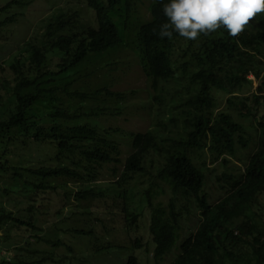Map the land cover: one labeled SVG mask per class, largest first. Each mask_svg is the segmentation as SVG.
I'll use <instances>...</instances> for the list:
<instances>
[{"label": "trees", "instance_id": "trees-1", "mask_svg": "<svg viewBox=\"0 0 264 264\" xmlns=\"http://www.w3.org/2000/svg\"><path fill=\"white\" fill-rule=\"evenodd\" d=\"M84 2L94 14V25L82 21L76 10L60 12L45 27L47 41L31 45L27 61L17 59L10 65L15 100L7 117L0 119V147L18 142L36 148L50 145L52 153L47 162L41 159L29 166L8 164L4 158L7 164L0 161V170L21 176L22 169L33 179L34 191L53 189L60 179L79 182L71 192L77 201L111 196V223L121 224L130 243L95 244L94 252L122 253L125 260L120 264H140L133 254L136 249L151 250L154 264L166 256L172 257L170 264H264V13L255 16L259 26L249 22L236 37L220 28L185 40L175 33L172 38L158 36L159 25L166 21L162 12L166 0H152L145 20L139 13L142 0ZM26 4L6 0L0 17ZM15 17L0 19V28ZM124 47L137 54L157 107L151 128L130 132L122 140L115 130L101 128L96 117L107 109L100 101L122 102L125 92L107 85L88 90L73 84L93 74L81 73L84 63ZM52 54L58 56L53 70L47 68ZM171 84L183 90L175 99L166 96ZM217 93L226 96L228 108L218 109ZM41 103L45 109L36 108ZM166 108L179 109L167 116L168 123L161 115ZM254 135V149L242 171L224 166L214 178L222 194L212 198L205 189L212 177L209 163L226 165L227 155L236 157L237 148H247ZM125 142L129 152L122 158ZM109 165L115 179L104 190L95 182ZM136 188L141 205L134 203ZM33 209L30 203L25 214H16L0 207V231L14 228L24 240L8 257L0 248V264L68 259L55 260L50 253L30 248L34 240L64 245L58 238L44 237ZM195 216V228L182 236L184 223ZM69 231L94 236L90 229ZM10 237L8 231L0 234V244H9Z\"/></svg>", "mask_w": 264, "mask_h": 264}, {"label": "rangeland", "instance_id": "rangeland-1", "mask_svg": "<svg viewBox=\"0 0 264 264\" xmlns=\"http://www.w3.org/2000/svg\"><path fill=\"white\" fill-rule=\"evenodd\" d=\"M151 1L142 0L139 3V13L142 20L149 18L148 6ZM5 2L6 0H0V7ZM24 2L27 4L22 7H13L7 13H2L0 17V19H4L5 16L16 14L13 22H9L0 28L1 120L7 117L8 112L14 106L15 100L13 95L15 73L10 65L15 63L17 59L27 61V57L30 55V46H40L47 41L44 36L45 27L52 21L53 17L60 12L67 11L71 13L76 10L79 16L82 17V21L92 25L95 23L94 14L87 8L84 0H24ZM249 22L259 26L256 17L250 19ZM97 60L94 59L83 64L81 73L93 71V74L88 77H81L79 81L73 84V87H83L89 90L107 85L111 90L125 92L126 94V98L122 102L112 100L99 102L100 106L104 105L107 109L104 114L96 117L98 125L103 129L111 128L115 130V135L122 140H125L124 138L130 132H144L151 128L154 125V113L157 105L153 101L154 92L150 86V80L142 71L134 50L130 47H124L114 53L97 57ZM57 61L58 56L52 54L47 68L55 69ZM169 90L168 95H166L168 99L169 97L174 99L178 97V91L179 93L183 92L181 87L175 84H171ZM57 95L62 96L63 100H67L63 94L58 92ZM225 99V95L217 93L218 109L228 108ZM41 106L44 108L43 103L37 105L36 108L39 107L42 110ZM41 110L36 109L38 112H41ZM178 110L169 108L163 110L161 115H163L164 121L168 123L167 116L174 115ZM167 127L172 130L175 129L170 124ZM160 130L165 131L162 126ZM254 137L255 135L247 148H237L236 157L231 158L227 155L229 162L226 165L221 161L215 164L209 163V165H212V177L207 181L205 189L212 198H218L222 194L218 184L214 183L216 174L223 171L224 166H229L230 171L237 167L242 171L249 153L254 149ZM128 152L129 145L125 142L122 144L121 157L124 158ZM51 153L52 148L50 145H41L36 148L34 145L28 147L26 144L18 142L17 144L1 145L0 161L5 165L8 163L17 166L19 163H23L29 166L42 162L41 159L45 160L43 162H47L48 155ZM4 158L7 159V163ZM110 166H106L99 173V177L95 182L97 187L104 190L109 186V182L115 179L112 176ZM118 169H120V166H118ZM19 172L22 174L21 176L13 175L12 170H0V207L12 210L16 214H25L28 205L30 203L34 204V220L38 226L43 228L44 237L51 240L58 238L64 242V245L52 247L45 242L34 240L31 241L30 248L50 253L55 260H59L63 256L68 257L63 262L54 261L45 264H120L125 260V255L112 250L94 252L95 244L114 242L129 245L130 243V238L122 231L121 224L111 223L112 215L108 213L113 204L111 196L108 195L104 199L77 201L72 197L71 192L78 188L79 182L60 179L54 181L56 187L53 189L44 192L41 190L34 191L30 186V181L33 179L27 176L22 169ZM133 192L134 203L141 205L142 198L137 194L139 189L136 188ZM114 213L116 214L114 217L118 219L117 209ZM196 221L197 216L184 223L185 231L182 236L189 234L195 228ZM112 227L116 228L111 230ZM69 228L90 229L93 231L94 236H74ZM6 229L1 230L0 234L6 233V231L9 232L11 236L9 244H0V248L1 254L8 257L13 253L15 244L21 245L24 240L14 228ZM108 229L109 231H106ZM143 237L145 240L148 239L147 235H143ZM67 245L72 248L70 252ZM133 254L137 256L140 264H154L151 250L148 252L143 249H136ZM171 260L172 257L166 256L160 264H170Z\"/></svg>", "mask_w": 264, "mask_h": 264}, {"label": "clouds", "instance_id": "clouds-1", "mask_svg": "<svg viewBox=\"0 0 264 264\" xmlns=\"http://www.w3.org/2000/svg\"><path fill=\"white\" fill-rule=\"evenodd\" d=\"M162 12L166 21L159 25L160 38H172L175 33L196 40L220 28L236 37L250 19L264 13V0H166Z\"/></svg>", "mask_w": 264, "mask_h": 264}]
</instances>
